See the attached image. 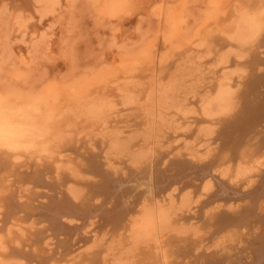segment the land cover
Listing matches in <instances>:
<instances>
[{"label": "bare ground", "instance_id": "bare-ground-1", "mask_svg": "<svg viewBox=\"0 0 264 264\" xmlns=\"http://www.w3.org/2000/svg\"><path fill=\"white\" fill-rule=\"evenodd\" d=\"M34 1L41 7L44 18L55 15L63 6V0ZM66 1L75 4L78 0ZM88 1L100 17L120 21L131 12L133 0ZM8 2L0 0V12L8 9ZM169 20L171 31L167 42L181 46L198 39L202 45L216 51L214 62L223 70L239 65L243 53L251 54L252 61L248 66L253 71L264 67V59L259 55L264 50V0H208L203 23L194 32L183 31V20L176 12ZM210 22L219 26L221 33L227 36L226 41L220 37L210 41L209 35L202 32ZM14 24L20 32L17 39L32 37L29 33L32 25L24 12L15 16ZM48 35L39 38L50 46ZM27 40L23 42L30 45L27 46L30 51L31 44L37 39ZM152 49L149 44L140 52L128 53L132 61L125 69L133 72L141 60L151 58ZM234 53L238 60L232 58ZM12 54L15 53L10 56ZM3 65L0 64V170L11 173L24 163L31 165L34 172L21 180L24 185L33 183L36 188L49 191L43 193L49 201L40 210L52 241L66 244L75 241V248L96 236L95 230L89 231L87 236L83 234L84 230L102 223L110 227L107 235L112 232L111 238L117 234L120 239L118 247L109 249L122 253L113 264H264V172L252 189L246 191L242 187L250 186L264 169V73H253L247 80L242 75L238 79L243 80H238L235 75L225 74L199 99L198 112L201 114L210 118L226 116L218 131L211 128L207 134L211 145L219 143V153H209L199 162L186 159L174 162L173 167L163 168L167 158L159 153V146L165 138V128L170 126L167 112L176 110L185 116L197 113L188 109L189 100L182 99L186 89L184 73L153 75L145 84L138 82L122 89L125 105H138L143 96L149 103L146 108L149 118L144 129L126 137V131L111 126L113 117L119 113L118 104L104 90L98 89L107 80L105 70H98L91 79L63 86L48 85L39 93H29L17 90L13 84L21 77L20 72H14L12 79L5 81L2 78ZM29 65L32 63L25 66ZM198 93L193 87L188 94L196 96ZM94 133L103 138L102 150L108 159L129 157L145 167L136 170L128 179L113 180L101 167L97 155L88 158L83 168L71 156L82 138ZM189 138H193L192 132ZM86 174H92L94 180H82ZM5 195L0 181V216L3 217L0 220V264H51L52 256L40 255L33 247L26 250L20 245L9 222L24 211L25 205L19 203L15 195ZM197 195L207 197L206 203L214 204L215 210L241 208V211L217 212L212 217L215 229L208 238L212 243L217 242L215 249L212 250L210 245V250L195 254L197 248L187 245L175 249L170 241L176 233L178 237L191 233L179 229L186 219L178 211L192 209V204L198 202L194 201ZM199 233L194 231L192 235ZM93 264H110V261L97 259Z\"/></svg>", "mask_w": 264, "mask_h": 264}, {"label": "rangeland", "instance_id": "rangeland-1", "mask_svg": "<svg viewBox=\"0 0 264 264\" xmlns=\"http://www.w3.org/2000/svg\"><path fill=\"white\" fill-rule=\"evenodd\" d=\"M207 8L208 0H133L131 12L122 16L120 21H115L100 17L92 3L88 0H78L75 4H70L66 0H63V6L59 8V11L55 15L45 16V18L41 13V7L36 5L34 0H9L7 12H0V17H2L0 18V64L4 63L2 78L6 81L7 79L13 78L14 72H20L21 77L17 81H13L16 89L22 92L39 93L48 85L57 84L63 86L70 82L91 79L98 70L103 69L106 71L107 80L100 84L98 89L104 90V92L112 99L114 98L113 100L118 104L119 113L117 116L113 117L111 126L126 131L128 133L126 135L127 137L137 135L144 129V125L149 118L148 110L146 109L149 103L146 97L143 96L142 101L138 105H125L122 89L138 82L145 84L153 75L184 73V86H186V89L182 94V99L189 100V102L187 101L188 109L195 110L197 113H190L185 116L184 113L176 110L167 112V118L170 121V126L168 127L170 128H165V138L159 146V153H162L167 158L163 168L170 167L174 162L186 159L199 162L198 160H203L205 157L209 156V153L217 154L220 152L219 143L211 145V143L208 142L210 137L207 136V134L211 128L218 131L226 119V116H214L210 118L201 114L200 111L198 112L199 99L209 93L210 90L217 85L219 79L225 74L235 75L236 79L242 75L247 80L253 73H264V67H259L257 70L253 71L252 67L248 66L252 61L251 54L249 53H243V58L239 60L235 53L232 54V58L238 60L240 64L223 70L217 65V62H214L217 60L216 51L210 49L208 45H202L201 41H198V39L181 44V46L178 44L173 45L169 41H166L171 31L169 19L174 12L180 14L183 20V31L192 30V32H194L203 23ZM20 12L25 13L29 18L30 25H32L29 31L30 36H32L31 38L27 37L23 39L21 37V39H17L20 36V32L14 24V19ZM228 24L229 23L226 25ZM49 26H54L55 28L52 27V29ZM8 29L11 30L9 31ZM2 31L5 32L3 33ZM6 31L9 33L7 34ZM202 32L206 36L209 35L208 38L210 41H214V38L217 37H220L222 41L227 40V36L221 33L219 26L214 22H210L208 26L202 29ZM46 33L50 34L48 35V40L50 41L51 47L41 39L44 38L43 36L47 35ZM27 39H29V42H31L32 39H37V41L35 40L37 44L35 42L31 44L33 46L30 51L28 49L30 45H28V43L24 44L23 42ZM20 41H22V43ZM13 42L15 45H12ZM19 42L21 43L20 45ZM149 44L152 46L154 54H152L150 59L141 60L142 63L138 64L135 67L136 69L129 73L125 69V66L130 64V60L132 61V59L128 57V53L134 54L140 52L149 46ZM154 45L157 47H153ZM36 46L38 48L40 47L39 50ZM11 51L15 53L12 54V56H10L11 53H13ZM155 51H157V53ZM260 53V58L264 59V50H261ZM8 57L12 60L9 61L10 59H8ZM6 60L8 61L7 64H5ZM20 60L22 62H20ZM30 63H32V65L25 66ZM247 68L250 69L248 70ZM240 79L243 80L241 77ZM193 87L196 92H199L196 96L188 94ZM238 88L241 87L238 86ZM191 132L193 138H189ZM102 141L103 138L98 133L82 138L76 145L77 150L72 153L71 157L84 168V164L88 158L98 155L100 157L99 163L101 167L103 170L109 172L113 180L128 179L136 170H141L145 167L143 164L134 163L129 157H111L108 159L103 152L104 150H102L104 146L102 145ZM33 172L34 170H31V165L28 163H24L23 166H20L14 171L12 170L11 173L4 169L0 170V181H2V187L6 194L5 197L15 195L18 198V202L25 205L24 211L16 214L9 222V227L18 238L21 243L20 245L25 246L26 250L32 249L33 247L40 255L52 256L51 264H93L97 259L104 258H107L110 264H113L122 253L117 250L111 252L109 249L113 246L118 247L120 239L117 234H114L111 238L110 234H112V232L107 235L110 227H106L102 223L83 231V234L87 236V233L93 229L96 231L95 237L99 238L97 239L94 237L95 240L93 238L91 241H82V243H79L77 245L78 247H76L78 250L81 249L80 251H74V249H76V247L74 248L73 246L75 241L67 244L64 242L55 243V240L52 241V239L49 238L50 233L48 231V233L46 232L48 224H46L43 219L42 211L40 210V207L42 208V205L49 201L43 193H48L49 191L44 188H36L33 183L24 185L22 182L23 180H21L26 174H32ZM263 172L264 169L258 174L259 176H257V178L255 177L250 186L246 185L242 187H245L244 189L246 191L252 189V186L260 180V175H262ZM31 176L32 175H30V177ZM85 176L82 180H94L92 179V174H86ZM45 198H47V201ZM207 199V197L199 198V195H197L194 201L198 202L192 204V209L186 208L178 211V214L186 219L182 222V225L179 226V229H187L191 232V235H180L178 237L177 233L174 234L176 237L170 242L175 249L184 246L187 247L188 245L192 248H197V251H194L195 254L206 252L211 246L212 250H214L217 242L214 241L212 243L208 239L215 229L212 226L214 222L212 217L218 214L219 211L225 214L234 213V211L235 213H239L241 211V208L233 209V211L229 208L215 210L214 204L206 203ZM101 201L102 199L99 204ZM246 203L247 201L245 204ZM2 219L3 217L0 216V220ZM194 231H200L199 235H192ZM92 242L95 243L91 244ZM127 246L128 244L125 246V249L128 248ZM98 248L102 249L99 250Z\"/></svg>", "mask_w": 264, "mask_h": 264}]
</instances>
